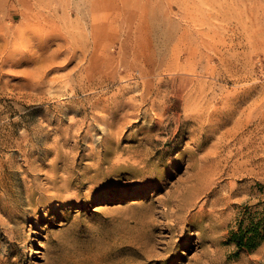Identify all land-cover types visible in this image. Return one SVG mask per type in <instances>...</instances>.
I'll use <instances>...</instances> for the list:
<instances>
[{
    "label": "rangeland",
    "instance_id": "374dc122",
    "mask_svg": "<svg viewBox=\"0 0 264 264\" xmlns=\"http://www.w3.org/2000/svg\"><path fill=\"white\" fill-rule=\"evenodd\" d=\"M264 0H0V264H264Z\"/></svg>",
    "mask_w": 264,
    "mask_h": 264
},
{
    "label": "trees",
    "instance_id": "16d2710c",
    "mask_svg": "<svg viewBox=\"0 0 264 264\" xmlns=\"http://www.w3.org/2000/svg\"><path fill=\"white\" fill-rule=\"evenodd\" d=\"M227 240L237 249L254 250L264 240V200L240 206Z\"/></svg>",
    "mask_w": 264,
    "mask_h": 264
}]
</instances>
